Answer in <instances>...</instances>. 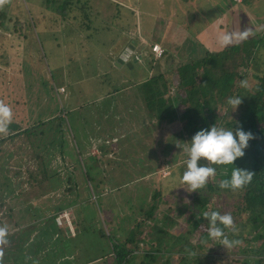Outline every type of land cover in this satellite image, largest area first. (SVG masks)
Returning <instances> with one entry per match:
<instances>
[{"label":"trees","instance_id":"obj_1","mask_svg":"<svg viewBox=\"0 0 264 264\" xmlns=\"http://www.w3.org/2000/svg\"><path fill=\"white\" fill-rule=\"evenodd\" d=\"M70 1L45 0L41 5H45L44 11L47 15L55 11L53 16L59 19L57 24L61 25L66 16L65 7ZM87 1L89 2V0ZM253 1L239 0L237 2L232 0L230 7H227L229 5L224 6V11H226L225 24L229 20L235 26L232 32L244 31L243 27L237 23L236 15H241L247 9L248 4ZM41 14L42 12L39 13L40 16ZM241 16L243 18L244 15ZM253 17L252 21L250 19L246 21V25L248 24L251 27L252 23L254 25L259 23L258 13H255ZM48 19V21L52 20L50 17ZM168 19L166 23H170ZM157 22L159 21L157 20ZM160 24L161 26L158 29L157 24L153 22V33H151L153 35H149L152 40L147 48L150 51L154 45L161 46V53L158 56H155L153 52L151 53L155 57L150 61L151 71L149 73H147V70L145 71V79L135 86L132 94L131 91H127L125 94H115L116 91L114 90L108 91L109 94L106 93L102 99L95 103L87 106L79 104L77 110L72 106L73 110L69 112L67 110H69L71 103L74 101V103H78L83 97L74 99L69 97L70 95L67 93L63 95L64 87L60 89V93L56 89L53 92L48 84H44L42 77L37 78L35 84L41 93H37L36 99L40 102V108L35 118L31 120L27 118L24 121L27 124L31 121L32 125L22 129L21 127L18 128L17 123H9L6 139L13 140L20 135L31 136L34 139L33 144L43 152V161H45L42 163V170L29 173L27 179L28 188L34 189V199L42 207L43 217L33 223L40 222L39 225H27L29 221L24 218L20 207H12L15 188L12 186L10 178L5 174L6 161L5 159L2 160V163H0V177L4 181H0V225L7 228L8 234L4 238L6 244L0 249V264H84L96 259H102L105 264H136V259L143 256L137 252L139 243L142 241L146 243L147 254L144 258L148 260L152 258L151 251L155 250V246H157V249H161V241L165 235L174 237L173 241L168 242V247L165 248L166 251L173 252L175 245L180 244L179 239L183 243L185 235L179 233L175 237L173 232L166 231L162 224L156 222V215L152 209L148 211V207L144 209L136 207L135 209V206L129 205L131 200L123 196H121L123 199H121V203H117L113 208L104 202V199L108 195H112L113 191H121L119 188L129 183L116 181L115 177L137 172L135 170H138V167H144L143 172L135 173L136 176L131 175L130 181L132 182L138 176L143 177L158 173L160 169H164L165 164L175 165V158L169 162L164 159V156L169 153V144L179 139L180 147H187L185 142L189 141L196 131L207 128L215 122L225 127L232 126L233 130L239 127L253 134V139L248 142L243 157L233 161L234 167L247 169L253 173L251 181L241 189L235 191L224 189L220 192L219 180L226 179L230 175L232 166L213 165L217 169L216 175L209 177L204 187L192 192H188L187 187L185 188L184 195L188 197V204L174 203L170 209H175L178 215L183 217L187 223L186 230L188 232L203 228L204 233H200V240L196 243V248L198 251H204L206 248L209 257L213 254V249L206 246V244L213 242V240L207 237V220L203 217V213L208 210L230 213L233 217L232 227H238L243 231L247 228L250 238L248 236L243 237V241L237 245L235 258L230 257L231 261H226V263L264 264V27L254 35L255 37L243 39L223 49H215L209 46L206 47V51L201 57H193L187 63L174 64L172 55H169L167 48L162 47L164 45L160 42L163 39L162 35L164 36L167 25L159 22ZM17 25L20 29L23 23ZM229 26L230 24L226 25V28ZM59 27L50 26L55 40L60 38V33L62 34ZM190 27L188 29L190 36H192V31L195 29L191 30ZM55 28H58V35ZM157 29L158 32H156ZM66 30L77 36L75 30H71L69 27ZM79 41L80 38L77 42ZM189 41L191 42L192 39L190 38ZM59 43L55 45L61 49L62 45ZM135 44L134 41L132 44L124 46V49L128 48L130 51L121 50H124V52L117 55V59H120V61L116 67L119 68L124 60L129 62V54L133 51ZM143 65L145 66L144 63ZM24 72L26 76H29L26 70ZM2 75L4 76V72H2ZM51 80L55 81L56 77L52 78L51 76ZM35 84L25 81L26 96L31 92V88L36 86ZM69 86L70 84L66 85L67 90ZM44 94H49V101L44 102ZM2 95L0 94V102L7 103L8 98H4ZM123 95L126 97H123ZM62 96L64 97L63 100ZM237 96L241 97L240 104L236 106L237 116L224 121L225 115L222 113V109L229 111L231 106L228 103L229 97ZM118 99L126 103L125 110L127 112L124 114L127 115L125 118H129L130 122L134 119L142 120L140 115H146L155 128L160 126L159 130L150 134L147 127L144 128L145 130L139 133V139L137 133L133 134L139 140L137 145L141 147L140 150L144 146L140 142L142 136L155 139L158 132L165 125L177 121L182 125L181 130L177 131L176 134L172 133L170 136L161 137L157 140L158 143L166 140L163 151L160 153L157 151V155L152 150L153 146L150 145L148 150L144 148L145 159L135 156V153L130 150L132 147L129 145L125 146L127 144L126 140L130 141L131 139L135 142L134 137L124 138L114 143V149L107 148L102 143L99 145V156L87 155L86 146L89 140L86 138L85 133L78 135L75 132L77 130H73L74 125L70 122V114L77 112V115L82 117V127L89 121L95 123L90 127H93V130L95 129L94 131L98 132L96 135H99L104 129L97 128L100 125L98 112L102 114V111L105 113L109 112V109L116 108ZM103 101L111 104V106L109 108L104 106L103 108L101 104ZM133 101L135 105L132 103ZM136 107L139 109H136ZM44 108L54 117L45 122L38 121L37 119L42 116L41 111ZM114 113L118 114V110H114ZM125 118L120 117V120L124 122L127 120ZM109 130H112L111 126ZM67 134L72 136L70 142L66 139ZM167 140H170V142H167ZM0 142L3 143L4 141L1 140ZM114 144L111 143L112 146ZM132 144L135 143L132 142ZM109 154L118 159L115 160L113 156L111 157L114 159L108 158L107 155ZM57 155L61 159L68 157L70 163L59 165L57 161L55 162ZM124 161L130 162L128 171L123 166ZM97 165L102 166L101 171L96 167ZM60 167L62 170L58 172ZM75 172H79L81 177L77 179ZM1 173L4 174L3 177ZM7 180H9V186L4 184ZM158 182L160 183L159 179ZM104 188L105 190L109 189V192L102 195ZM24 189H27V187ZM170 196H173V194ZM43 197H45V201H41ZM100 197H103V199L97 202L96 208H99L100 204V206L103 205V210L100 214H97V211L92 207V210H90V206L93 200ZM231 197H235L236 202L230 203ZM162 199L160 193H153L151 195V205L157 207ZM212 199H214L213 202ZM6 200L7 204L5 203ZM24 200L28 203V199L24 198ZM86 200L90 202L86 203ZM81 202L84 203L81 204ZM166 203L169 202L166 200ZM216 204H218V207L220 205L223 208H215ZM6 205L8 208L4 209L3 207ZM124 208L130 209L128 210L130 214L121 217L120 222H115L116 217L121 214V210L126 212ZM69 209L74 210L73 212L78 216H81L82 211L86 213L80 217V222L75 220L73 223L76 233L72 236L66 234V227H64L65 229L59 227L55 221L62 211ZM102 215L107 216L106 218L109 221L103 220L100 217ZM148 221H151L152 225H149L148 233L146 232L141 239L142 230H144ZM160 221L173 222L168 216L160 219ZM101 223L106 231L103 227L100 228ZM79 225H81L80 230L78 229ZM12 229L13 232H11ZM34 231L35 234L31 235ZM151 232L153 237L150 236ZM225 233L230 237L228 230L225 229ZM91 245L95 247L94 253H89ZM179 254H182L179 256L180 264H204L200 261L199 256L194 254V250L189 256H186L184 252ZM145 261H140L139 264H143ZM172 261L173 258L167 259L162 264H173Z\"/></svg>","mask_w":264,"mask_h":264},{"label":"rangeland","instance_id":"obj_2","mask_svg":"<svg viewBox=\"0 0 264 264\" xmlns=\"http://www.w3.org/2000/svg\"><path fill=\"white\" fill-rule=\"evenodd\" d=\"M44 1L45 0H0V94H3L2 96L4 98H8L5 104L9 105L12 110V118L9 123H17L18 128L21 127L22 129L32 125L31 121L29 124L24 121H26L27 118L28 120L35 118L40 108V102H38L36 98L38 96L37 93L39 94L41 92L35 84L39 76L44 79V84H48V86L51 87L50 90H53V92L56 89L57 92L60 93V89L64 87L63 95L67 93L70 95L69 97L74 99L83 97L78 103H74L75 101L71 103L69 110H67L71 112L73 107L77 110L79 104L87 106L95 103L99 99H102L108 91L114 90L116 91L115 94H125L127 91H131L132 94V90L135 86L145 79V71L147 70V73L151 71L150 61L155 58L153 54L151 55L152 50L150 49L149 51L147 48L152 40L151 37L149 38V35L153 33V22L157 24L156 27L158 29L161 26L159 22L167 25L165 27V34L164 36L162 35L163 39H161L160 42L164 45L162 47L167 48L169 55H172L174 64L187 63L193 57H201L204 51H206V47L211 46L215 49L219 48L214 42L217 28L227 31H232L235 28L233 23L229 22V20L225 24L226 11H224V6L229 5L227 7H230L232 0H89V2L87 0H71L65 7L64 11L66 16L61 25L57 24L59 19L53 16L55 15V11L51 14H46L44 11L45 5L42 6V2ZM233 1L239 2V0ZM246 8L247 9L241 14L244 15L243 18L241 15H236V21L244 30H247L248 35L245 39H250L255 37L254 35L264 27V0H254L248 4ZM201 11L203 13H200ZM40 12H42L44 16H42V14L40 16ZM84 13L86 14L83 16ZM255 13H258V17L260 18L259 23L256 25L252 23L251 27L248 26V24L246 25L248 19H250V21L253 20ZM48 17L52 18V20L48 21ZM167 18H169L168 20L170 23H166ZM157 20L159 22H157ZM17 21H22L23 23L20 29L19 25H17ZM194 22L196 23L194 24ZM228 24H230V26L226 28ZM50 26H60L59 29H61L62 34L60 33L61 36L57 40L52 36ZM68 27L71 30H75L77 36L73 32L66 30ZM189 27L191 30H196L192 31L193 37L190 36ZM45 28L46 30H44ZM55 29L57 31L58 28ZM158 29L156 32L159 31ZM186 29L188 30L185 31ZM58 33L57 31V35ZM78 38H80L79 42H77ZM190 38L192 39L191 42L189 41ZM134 41L136 44L133 47L134 49H132L133 51L129 54V62L124 60L122 64H124V62H126V64L123 67H121L122 64H120L119 68L116 67L119 62L117 55L124 52V50L125 52L130 51L128 48L124 49V46L132 44ZM56 43L62 45V48L59 49L55 45ZM122 49L124 50L121 51ZM24 70H26L29 76H26ZM2 72H4V76ZM51 76L52 78L56 77V80H51ZM147 77L146 75V78ZM25 81H29L36 85L31 88V92L27 94L28 97L26 96ZM67 84H70L68 90L66 87ZM18 85L19 87H17ZM43 88L45 89V87ZM48 95L49 94H44V102L49 101ZM123 97L126 96L123 95ZM63 98L62 96V100ZM14 103L16 104L14 105ZM132 103L134 104L135 102L133 101ZM139 103L142 106L140 99ZM101 104L103 108L104 106L108 108L111 106V104H108L106 101H103ZM125 105L126 103L118 99L116 108L109 109L110 113L107 120L102 119V117H107V115L102 116V114H104L103 111L102 114L98 112L100 126L104 129L99 135H96L98 132H95V129L93 130V127H90V125L92 126V124L94 125L95 123L89 121L90 124L87 122L86 125L82 127V117H79L77 112L70 114V122L74 125L73 130H77L75 132H77L78 135L85 133L86 138H88L91 143L90 146H87V155H100V151L97 149L96 144L104 143L107 148L114 149L115 144L112 146L111 143H117L124 138L129 139L130 137H134V133H137L139 139V133L143 132L146 127L149 134L160 129V126L155 128L153 123L149 122L146 115H140L142 120L134 119L130 122L129 118H125L127 117V115L124 114L127 112V110H125ZM116 109L118 110V114L114 113ZM136 109L139 108L136 107ZM41 112L42 116L37 119L38 121L45 122L54 117V115L48 113L49 111H46V108ZM222 113L225 115L224 121H228L230 118H235L237 116V107L233 110L232 106H230L229 111L222 109ZM120 117L128 121L125 120L123 122L120 120ZM111 125H113L112 130H109L108 127ZM181 126V123L177 121L165 125V127L158 132L155 139H153V137H140L141 144H144L143 149L145 148L148 150L151 145L153 146L152 150L157 155V151L159 153L163 151V146L166 141L163 140L158 143L157 140L161 137L170 136L172 133L176 134L177 131L181 130ZM7 135V133L4 135L0 134V141H4L3 143L0 142V163L5 159V174L10 178L12 186L15 188L12 207H20L24 218L29 221L27 225H32L43 216L41 213L42 207H40L38 202L34 199V189L28 188L27 179L29 173L42 170V163L45 161H43V152L36 148L35 144H33L34 139L31 138V136L20 135L13 140H7ZM66 139L70 142L72 136L67 134ZM138 139L135 138V142L131 139L130 141L126 140L127 144L125 146L129 145L132 147L130 150L135 153V156L145 159V152L143 149L140 150L141 147L137 145L139 142ZM132 142L135 144L133 145ZM167 142H170V140H167ZM116 148L118 149V147ZM185 149L186 147H180L179 139L172 141L168 146L169 153L164 156V159L169 162L175 158V165L170 163L165 164L164 169H160L158 173L145 175L143 177L138 176L136 177L137 179L132 182L130 181L131 175L133 174L136 176V174L143 172L142 170L144 167H138V170H135L137 172L115 177L116 181L119 180L120 182L129 183L120 187L119 189H121V191H113L114 193H112V195H108L104 199V202L114 208L117 203H121V196L124 198L128 197L131 200L129 205L135 206V209L136 207L142 209L148 207L147 211L152 209L153 213L156 215V222L162 224L166 231H171L170 233L173 232L175 237L179 233L183 236L185 235L183 243L181 239H179L180 244L175 245L173 252L166 251L165 248L168 247V242L173 241L174 237L172 235H165L161 241V247L159 246L161 249H157V246H155V250L151 251L152 258L148 260L144 258L147 254V248L145 246L146 243L142 241L138 245L139 249L137 252L141 253L143 256L136 259V264L145 260L143 264H162L165 260L172 258L173 264L177 262L180 264L179 256L182 254L179 253L184 252L186 256H189L193 250L194 254L198 255L200 261L204 264H227L226 261H231L230 257L235 258L237 246L231 249H225L223 246L218 245V241L206 244V246L213 249L211 257L206 253V248L204 251H198L196 243L200 240V233H204L202 231L203 228L193 230L194 232H188L186 230L187 223L183 217H180L175 209H170V207H173L174 203L188 204L189 202L187 195H184L186 186L180 183V175L184 171V161L186 158L183 160L181 159L187 155ZM111 156L113 155H107L110 159L113 157L115 160L118 159L115 156ZM164 159L163 161H165ZM56 161L59 165H67L70 163L68 157L61 159L59 155L56 156L55 162ZM129 164V161H124L123 163L127 171L130 167ZM96 167L101 171L100 168H102V166L97 165ZM60 170H62L61 167L58 169V172ZM3 175L4 174H2V177ZM75 176L77 179L81 177L79 172H75ZM0 181L3 182L4 180L0 177ZM4 184L5 186H9V180L5 181ZM26 187L27 189H24ZM219 191L221 192L222 190ZM108 192L109 189L105 190L104 188L102 190V195ZM155 192L158 194L160 193L163 198L159 201L157 207L151 205V195ZM171 194H173V196H170ZM24 198L28 199V203ZM101 199H103V197L93 200L90 210H92V207L97 211V214H100L101 210H103V205L100 206L98 203L99 208H96V204ZM166 200L169 203H166ZM41 201H45V197L41 198ZM213 201L214 199H212V202ZM234 201L236 202V198L231 197L230 203ZM89 202V200H86V203ZM5 203H8L7 200ZM82 203L84 202H81V204ZM221 207L220 205L218 207V204L215 206V208L218 209ZM3 208H8V206L6 205ZM124 209L126 212L121 210V214L116 217L115 222H120L121 217L130 214L128 211L130 209ZM73 213L71 209L64 210L55 220L59 227L63 229L66 227L68 229H66V234H70L71 236L76 233L73 225L75 220L80 222V217L86 214L83 211L81 216ZM165 216H168L173 222L168 223L160 221V219H163ZM100 217L106 222L109 221V219L106 218L107 216L105 217L102 215ZM39 224L40 222H37L33 225L37 226ZM149 225H152L151 221H148L144 230H142L141 239L148 231ZM80 227L81 225H79V230ZM101 227L104 228L102 223L100 228ZM110 229L113 231L112 228ZM246 229L243 231L238 227L233 228L231 226V228L226 230L230 232V239H238L241 242L245 236L250 238ZM104 230L106 231L105 228ZM11 232H13V229ZM33 234H35V231L31 235ZM150 236L153 237L152 232ZM5 244L6 242L0 243V249ZM94 248L95 247L91 245L89 253H94ZM85 257L86 255L84 258ZM84 264L105 263L102 259H96Z\"/></svg>","mask_w":264,"mask_h":264},{"label":"clouds","instance_id":"obj_3","mask_svg":"<svg viewBox=\"0 0 264 264\" xmlns=\"http://www.w3.org/2000/svg\"><path fill=\"white\" fill-rule=\"evenodd\" d=\"M247 30L232 32L217 28L214 42L223 49L231 44L245 39ZM152 50V48H151ZM241 102V97H229L228 103L233 110ZM12 118L9 105L0 102V134L8 131V124ZM253 139L250 131L237 127L219 125L216 122L207 128L196 131L185 144L187 153L184 161L185 168L180 175V183L185 185L188 192L204 187L207 179L216 175L217 169L211 165H231V173L226 179H220L218 187L221 190H238L246 186L252 179L253 173L247 169L233 166V161L243 157L248 142ZM207 220L206 234L210 240L218 241V245L231 249L240 244L238 239H230L225 229L231 228L233 217L230 213L208 210L203 213ZM7 228L0 226V243L5 242Z\"/></svg>","mask_w":264,"mask_h":264},{"label":"crops","instance_id":"obj_4","mask_svg":"<svg viewBox=\"0 0 264 264\" xmlns=\"http://www.w3.org/2000/svg\"><path fill=\"white\" fill-rule=\"evenodd\" d=\"M18 23H22V21H17ZM17 23V24H18ZM109 113H110V110H109V112H105L104 114H102V116L104 115H107V117L106 118H104V117H102V119L103 120H107L108 118H109ZM97 128H99L100 130L102 129V126H100L99 125V127H97ZM109 128V127H108ZM111 128H112V125H111ZM117 135V134H116ZM116 137V136H115ZM89 140V139H88ZM90 142H88V145L87 146H90ZM99 144H101V143H99ZM99 144H96L97 145V149L100 151V149H99ZM114 144V143H113ZM87 146H86V150H87ZM72 210V209H71ZM74 211V210H73Z\"/></svg>","mask_w":264,"mask_h":264},{"label":"built area","instance_id":"obj_5","mask_svg":"<svg viewBox=\"0 0 264 264\" xmlns=\"http://www.w3.org/2000/svg\"><path fill=\"white\" fill-rule=\"evenodd\" d=\"M151 48H152V52L155 54V56H158L161 53V49L157 45H154Z\"/></svg>","mask_w":264,"mask_h":264},{"label":"water","instance_id":"obj_6","mask_svg":"<svg viewBox=\"0 0 264 264\" xmlns=\"http://www.w3.org/2000/svg\"><path fill=\"white\" fill-rule=\"evenodd\" d=\"M119 61H120V59H119Z\"/></svg>","mask_w":264,"mask_h":264}]
</instances>
